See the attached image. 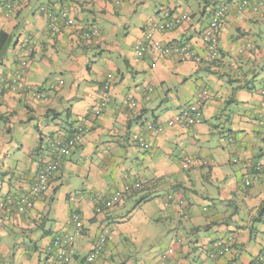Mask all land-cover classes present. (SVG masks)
<instances>
[{"label":"crops","instance_id":"1","mask_svg":"<svg viewBox=\"0 0 264 264\" xmlns=\"http://www.w3.org/2000/svg\"><path fill=\"white\" fill-rule=\"evenodd\" d=\"M259 1L240 13V0H0V33L8 38L0 50V203L29 191L51 159L49 142L67 141L78 124L90 129L83 145L63 156L32 209L0 207V264H59L54 239L76 231L75 213L83 229L67 264L85 263L105 230L103 253L91 264H251L264 255ZM8 3L15 5L10 17ZM222 3L229 10L212 63L200 34ZM178 4L189 20L155 37L163 44L187 41L203 61H154L152 52L138 60L136 45L149 22ZM21 70L29 89L8 91ZM203 91L213 98L201 122L168 126ZM104 96L106 108L95 117ZM148 123L163 131H148ZM134 135L149 147L140 148ZM126 186L132 190L122 203L97 213ZM229 238L235 243L227 249ZM220 242L223 256L213 252Z\"/></svg>","mask_w":264,"mask_h":264},{"label":"built area","instance_id":"2","mask_svg":"<svg viewBox=\"0 0 264 264\" xmlns=\"http://www.w3.org/2000/svg\"><path fill=\"white\" fill-rule=\"evenodd\" d=\"M66 3L78 0H64ZM251 0H240L238 9L240 13L250 6ZM264 7V0L259 1L256 6H254V11H259ZM181 5L178 4L174 9H165L161 13L160 19H152L148 24V29L144 33L143 40L139 41L136 45L135 55L138 60H141L147 52L153 53L154 61H159L162 58L174 57L180 62L194 61L200 63L203 61L201 56L194 52V48L191 43L187 41L178 43L163 44L160 40L156 39L155 35L159 32L174 31L182 24L187 22L190 18V13L188 11H180ZM6 14L11 16L14 13L15 5L13 3H8L6 5ZM229 6L227 3L220 4L214 11L211 17V21L204 30L201 31L200 38L208 54L209 62H216L220 57L219 49V35L221 27L223 26L224 20L228 14ZM179 11L180 13H176ZM67 17L68 13L65 11L63 14ZM23 47H27L28 43L23 42ZM27 62L22 63V69H26ZM25 70H21L16 76L12 78L7 84L6 89L11 92L26 91L29 89L24 79ZM113 86V75H108L104 82V90L107 92ZM264 95V88L261 90ZM42 94H35L37 98H41ZM1 98V92H0ZM213 95L208 91H203L201 99L193 104L187 105L183 108V112L180 115H176L169 122L168 126H174L177 124H187L193 125L201 122L203 118L202 108L208 100H211ZM107 97L104 96L102 102L94 107L95 117L102 115L106 108ZM132 105L135 106L134 102ZM148 131L155 133H161L163 127L155 123L146 124ZM90 133V129L85 125L78 124L73 130L72 134L67 141H51L49 142L51 159L46 164V166L39 172L36 180L32 183L29 191L18 195L17 197L10 195L7 199L0 203V207L4 208L5 204L14 205L17 208V212L22 214L27 212L29 209L34 207V203L37 199L41 197L49 189L50 184L55 177V175L60 171L62 166L63 156L68 154L70 151H74L79 146L83 145L86 136ZM133 142L137 143L140 148L147 149L149 145L142 139L139 135L133 136ZM191 165V161L187 160L184 167ZM261 165L256 166V170H259ZM131 187L126 186L121 190L116 191L110 197L109 200L105 201L104 209L98 208L97 213H104L107 209H112L115 205L122 203L123 198L129 195L131 192ZM173 195L168 196V202L173 201ZM181 204L183 202L181 201ZM72 221L75 224L76 231L73 234H65L62 236H57L54 239L53 247L56 249L59 264H67L70 259L74 256V245L75 242L80 238L83 224L81 218L76 213L72 215ZM108 230H105L97 239L92 247L90 254L87 256L85 263H94L103 253L104 247L107 243ZM170 250L168 253H172ZM166 255L163 256V259Z\"/></svg>","mask_w":264,"mask_h":264},{"label":"trees","instance_id":"3","mask_svg":"<svg viewBox=\"0 0 264 264\" xmlns=\"http://www.w3.org/2000/svg\"><path fill=\"white\" fill-rule=\"evenodd\" d=\"M78 1H81V0H78ZM75 2H77V1H74V2H71L70 4H72V3H75ZM67 13H68V11H67ZM68 16V15H67ZM54 18H57V17H61L62 18V15H61V13L60 14H58V15H54L53 16ZM92 34H95V32H92V33H85V37H88V36H91ZM8 41V38L3 34V33H0V50H2L4 47H5V45H6V42ZM28 46V45H27ZM25 48H28V50H30L31 49V47H25ZM169 204H170V202H169ZM183 204H184V202H183ZM264 216V207L263 208H261V210H260V213H259V219L260 218H262ZM229 240H230V242H232L233 244L231 245V244H229V246H227V249H228V247H230V248H232V246L234 245V241L232 240V238H229ZM228 243V241L224 244V246L226 247V245H228L227 244ZM220 244H222L221 245V247L219 248V247H213V252L216 254V255H218V256H223L224 254H225V250H226V248H224L223 247V243L222 242H220ZM216 249V250H215ZM259 259H256V260H254L251 264H264V255H262V256H259L258 257Z\"/></svg>","mask_w":264,"mask_h":264},{"label":"rangeland","instance_id":"4","mask_svg":"<svg viewBox=\"0 0 264 264\" xmlns=\"http://www.w3.org/2000/svg\"><path fill=\"white\" fill-rule=\"evenodd\" d=\"M7 15V14H6ZM10 17V16H9ZM132 207H133V205H132Z\"/></svg>","mask_w":264,"mask_h":264}]
</instances>
